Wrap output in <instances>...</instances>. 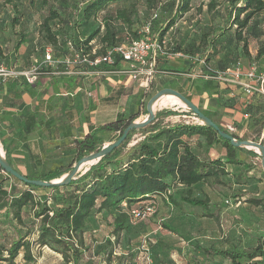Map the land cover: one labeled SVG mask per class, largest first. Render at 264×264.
<instances>
[{"label": "trees", "instance_id": "1", "mask_svg": "<svg viewBox=\"0 0 264 264\" xmlns=\"http://www.w3.org/2000/svg\"><path fill=\"white\" fill-rule=\"evenodd\" d=\"M55 1L66 2V0ZM118 1L120 0H71L72 6L67 13H62L58 7L48 5L39 28L41 38L51 46L54 56L65 54L67 51L66 42L69 38L73 47L80 54L93 59L96 55L105 52L107 48L120 42L121 32L116 29V21H123L127 25L131 24V15L136 11L132 4L130 10L121 7L117 8L113 15L108 12L104 13L102 25L93 22L101 11L107 10L112 3ZM192 1L143 0L148 10L160 9L158 20L154 21V24L150 22L151 30L153 26L156 27L157 32L153 33L162 39L176 20L192 8ZM227 2L226 20L227 23L235 26L232 32L233 42L240 44L245 60L249 62L251 59H256L258 61L264 55V45L257 50L255 56H252L248 50V40L249 37L264 36V30H258L256 23H252L249 27L248 24L252 18L264 12V0H227ZM1 3L13 11L9 21V26L13 30L23 16L18 8L20 0H1ZM46 4V0H41L42 8L46 7ZM212 6L213 3L209 5V8ZM82 28L89 29L83 37L79 34V29ZM17 32L18 38L16 37L13 45L15 51L26 40L25 34ZM97 36L99 49L97 53L91 54L88 43ZM137 36L138 34L135 37ZM211 47L210 55L217 51L214 45ZM177 50L181 49L178 48ZM183 51L184 57L177 59L182 65L181 67L171 66L167 58H164L163 64L156 67L157 61L160 59L158 58L155 63L158 73L171 74V78L174 79H178L182 74L187 73L191 67L190 60L193 52L184 49ZM209 59L210 56L205 58L202 67L204 73L191 82L192 91L185 96L191 100L193 96L205 92L216 105L232 108L238 99L226 95L229 90L237 86L233 85V87L231 84L220 82L216 78L203 76V74L216 76L231 67L225 66L222 61H219V69H213L209 65ZM117 60L116 58L111 67L100 64L96 68L114 70L119 64ZM0 61L3 60L0 58ZM4 62L12 64L5 60ZM252 63L256 64L258 71L264 69V62L259 65L257 62L251 61L248 66ZM93 68L84 64L81 70H93ZM246 97L248 99L254 98L255 104L246 103L243 107L245 113L257 114L263 111L262 99L255 94ZM111 98L107 96L104 100L108 101ZM199 109L205 116L217 123L221 130L229 132L215 120V117L219 115L216 111ZM189 113L192 114L191 111ZM146 114L145 111L144 115ZM177 114L186 115L188 113H179L172 109L156 112L150 124L140 129L131 130L119 146L90 165L85 172L77 173L74 178L66 183L51 186L29 184L5 173L0 167V171L4 175L0 177V215L3 217V223H0V232H3V235H0V264H18L16 259L19 254L26 263L33 262V246H45L52 249L61 255L66 264H80L83 250L86 248L84 233L89 227L88 220L91 216L101 211H107L112 216V233L117 238L131 219L129 210L132 207L143 201L158 198L168 188L173 189L174 192L176 187L182 186L184 191L180 197L182 201L206 209L208 199L207 197H195L193 190L198 187H194V185L199 182H223L221 178L227 174L225 171L226 164H242L237 158V150L252 155H256V153L243 147H234L229 140L221 137L215 129L206 124L183 121L163 124L162 119L164 117ZM136 117H117L96 127L91 126L79 143L83 144L88 151H92L95 149L92 139L97 131H118L117 137H119L124 128ZM25 120L24 131L29 132L37 123L35 114L29 113L25 116ZM85 120L88 121L87 116H85ZM135 132L148 133L123 155L122 150L130 142ZM65 133L68 134L69 132ZM232 135L235 139H239L234 134ZM2 136L0 133V139L4 143ZM194 138L198 140L197 144L203 140L207 147L212 145L223 147L225 160L200 158L196 149L191 147L190 142ZM2 147L5 160L14 168L10 161L8 148L4 144ZM81 156L82 153L79 152L78 157L81 158ZM14 169L21 173L16 168ZM70 170L68 167H57L45 172L41 177L23 175L29 179L50 181L60 178ZM7 178L12 180L8 187L4 185V180ZM172 195H169L170 204L173 201ZM249 200L256 204L259 202L255 199ZM206 214L205 216L214 217L216 220L213 213L208 212ZM8 230L12 236L9 241L8 235L4 234ZM106 245L111 247L109 240L106 241ZM106 245L105 248H107ZM200 249L202 258L194 256L191 264H212L216 256L229 259L230 264H258V262H251L256 257L261 258V264L264 263V237L254 246L242 250L215 248L212 245L200 247ZM111 253L112 249L110 248L105 256V264H111L109 261Z\"/></svg>", "mask_w": 264, "mask_h": 264}, {"label": "rangeland", "instance_id": "2", "mask_svg": "<svg viewBox=\"0 0 264 264\" xmlns=\"http://www.w3.org/2000/svg\"><path fill=\"white\" fill-rule=\"evenodd\" d=\"M46 3V7L42 8L41 0H20L18 8L23 13V16L19 21L20 23L12 30L9 26V21L13 15V11L10 7L3 6L0 0V58L20 68L30 66L34 59L37 61L38 66L43 64L38 83H35L36 85L31 84L32 88L37 91L43 89L42 85H44V81L46 80L44 76L48 71L71 70L75 72L84 67V63L75 61L66 64L63 61L64 58L73 59L74 49L72 44H70L69 38L66 42L67 51L65 54L54 56L51 49L50 53L55 60L52 64L54 66L45 65L42 62L45 49L49 47V44L41 38L39 28L47 6L53 5L58 7L62 13L70 11L72 6L71 0H66V2L46 0ZM211 3H213V6L209 8ZM131 4L136 10L131 15V24L127 25L123 21H116L115 26L121 32L119 36L120 41L134 38L147 21L154 24V21L158 20L160 14L159 8L148 10L143 0H120L112 3L107 10L101 11L93 22L102 25V15L104 13L108 12L113 15L115 10L121 7L130 10ZM154 12L157 16L151 19ZM227 12V0H194L192 8L177 19L164 35V55L159 57L160 59L156 65V67H159V64H163L164 58H167L171 66L181 67L182 65L179 64L177 59L184 57L183 49L189 50L193 54L191 55V67L188 72L182 74L180 78L174 79L171 78V74L158 73V69L154 67L153 76L148 81L145 92H142V89L139 88L141 90H137L135 94L131 95V86H118V89L111 94L112 102L115 101L118 104V110L113 105L110 108L102 107L99 109V113L93 111L90 116L94 118L96 123L105 119L128 118L130 116H137L134 121H140L145 116L144 112L146 111L148 99L159 89L170 87L182 92L184 95L191 93V82L204 73L202 67L205 63V58L209 56V65L213 69H219V61H222L225 66L231 68L234 66L246 68L251 61L262 65L264 55L258 61L251 59L248 62L243 58L240 44L233 42L232 32L235 26L227 23ZM252 23H256L258 30H264V12L252 18L248 27ZM155 28L153 26L152 31L156 33ZM88 30L86 28L79 29L80 36L86 35ZM17 31L29 34V39L32 41L31 48L25 51L22 57L17 56L13 47L18 35ZM98 42L97 36L92 43L93 45H97L95 48L96 53L99 49ZM212 45H214L217 51L210 55ZM263 45L264 36L260 35L258 38L249 37L248 50L252 56H255L257 50ZM178 48L181 50L178 51ZM176 53H180L181 55L173 56ZM260 71H264V69ZM203 76L205 78L213 77L207 74H203ZM135 82L139 83L138 81ZM162 84L163 87H161ZM28 89L31 90V87ZM237 89V91L241 92L240 88ZM209 100L210 98L205 92L195 95L191 99L197 107L202 109H204ZM210 102L212 101L210 100ZM94 103L99 104L97 101ZM115 103L112 104L115 105ZM165 109H172L179 113H188L186 114L188 116L184 119L191 123H203L197 116L189 113L190 110L187 106H181L180 104H167L156 108L154 112L156 113ZM229 113L233 112L230 111ZM221 117L222 119L225 118L224 115H221ZM35 118L39 125L32 127L29 132H25L24 127H0V133H2V138L4 139V143L0 139L1 147L4 144L8 148L12 165L24 175L41 177L45 172L57 167H68L71 169L80 158L78 157L79 152L82 153V156L87 155L111 143L119 135L118 131L95 134L92 139L95 149L88 151L83 144L79 143L85 135L82 128L78 127L77 130L73 129V132L67 134L63 130V127H48L46 116L35 115ZM57 118L59 117H55L56 120ZM182 118L181 114L166 117V119L171 121ZM215 120L220 122L219 116L215 117ZM140 133L135 132L132 135L130 142L122 150L123 155L126 154ZM2 151L4 153L3 147ZM3 157L5 159V154ZM86 166L88 167L89 165L82 166L80 170L82 171ZM80 170L78 173L81 172ZM11 182L12 180L7 178L4 180V185L8 187ZM183 193L182 188L175 189L172 193L173 201L170 205L164 199L158 197L157 211L142 219L131 218L126 228L119 233L117 238L112 233L113 225L111 222H102L98 218L95 219V222L96 220L98 221L94 226L96 229H93L91 226L86 228V235L84 236L86 237V248L83 250L80 264H105V256L110 248L112 249L109 258L111 264H191L194 256L202 258L200 247L215 244L230 248L232 246L235 248L236 246L250 248L264 237V207L261 209L245 205L240 207L241 209L234 216L231 212H227V208L224 207L225 203L223 200L227 198V191L219 192L222 196L219 206L215 204L214 208L210 207L208 209H204L201 206H193L182 201L180 197ZM208 212L213 213L217 219L205 216ZM220 215L223 216L221 217ZM106 218L107 216H101V219ZM0 221V223H3L1 215ZM244 228L252 233H246L245 230V238L239 239ZM4 234L8 235V241L12 238L9 230ZM0 235H3V232H0ZM107 240L110 241L111 247L106 245ZM105 245L107 248L104 247ZM32 254L34 256L33 262L26 263L22 259L21 254L18 255L16 262L18 264H66L59 253L45 246H33ZM260 261H258V264H261ZM216 264L230 263L224 259L219 260Z\"/></svg>", "mask_w": 264, "mask_h": 264}, {"label": "crops", "instance_id": "3", "mask_svg": "<svg viewBox=\"0 0 264 264\" xmlns=\"http://www.w3.org/2000/svg\"><path fill=\"white\" fill-rule=\"evenodd\" d=\"M25 34L26 40L20 44L15 52L18 57H22L25 51L31 48L32 45V41L29 39V34ZM93 40L94 39L90 40L88 43L91 51L92 49L95 50L97 47V45L92 44ZM49 48L50 50L52 49L50 46ZM91 71L92 70H78L73 72L71 70H51L45 74L44 77L46 80L44 81V85H42L43 89L39 91L32 88V85H24V82L18 80L12 81L8 85L0 86V127H25V116L29 113H33L36 116H46L48 120V123L46 124L48 127H63L65 132H73V129L77 130V128L80 127V129L82 128L84 134H86L89 127H96L107 121L114 120V118H110V120L105 119L106 121L104 120L96 123L94 118L90 115H92L93 111L95 113H99L100 108H110L112 105L115 106L116 110H118V104H116L115 101L112 102V98L108 101L104 100L107 96L111 97V94L118 89V86H131V95L135 94L137 90L142 89V92L146 91L147 84L144 82L134 83V81L127 75L119 73L95 75ZM29 87H31V90L28 89ZM237 88H232L226 95L234 96L238 99L234 107L229 108L216 105L214 102H210V99L209 102L206 103L204 109L216 111L219 114V124L226 129L227 127H230L229 131L239 139L252 140L260 142L264 145V107L263 111L257 114L245 113L243 111L245 104H255V99H248L243 94L242 90L239 92L237 91ZM255 95L262 99L260 95ZM96 101L99 102L98 105L97 103H94ZM103 103L109 105H104ZM112 103H115V105ZM230 111L233 113H229ZM220 114L222 116L224 115L225 118L222 119ZM85 116L88 117V121L85 120ZM186 116L188 115H181L183 118L176 119L175 121L168 120L164 117L162 119L163 124H172L179 121L190 122L184 119ZM55 117L59 118L56 120ZM38 125L39 123L37 122L33 127H37ZM101 132L111 131L99 130L96 134ZM147 133L148 132L140 133V135L136 137V140L133 141L132 145L143 139ZM197 141L198 140L194 138V140H191L190 143L191 147L196 149L200 158H220L221 160H225V149L223 147L220 145L207 147L203 140L200 141V144H197ZM255 153L256 155H252L251 153L237 150V158L242 162V164H226L225 171L227 174L222 176L221 179L223 182H199L194 185V187H198L193 190L195 197H207L208 207L206 209L210 207L214 208L215 204L217 206L220 205L222 197L219 193L220 191L228 192L227 198L223 200L224 203L225 200H227L228 203H225L224 207L227 208V212H231L234 216H236L238 211L241 209L240 207L245 205L261 209L264 207V171L260 164V155L257 152ZM2 175L3 174L0 171V177ZM178 188H182V186H178L175 189ZM249 199H255L259 202L256 204ZM101 216H107V218L101 219ZM220 216L222 217L223 215ZM97 218L99 221L112 223L111 216L108 212L101 211L89 218V227L91 226L93 229H96L94 226L95 223H98L97 220L95 222V219ZM245 230L246 228H244V231L241 232V237H239V239L245 238ZM85 233L84 236L86 235ZM246 233L252 232L246 230ZM84 239H86V237H84ZM212 246L215 248L221 247L222 249L235 248L233 246L230 248L217 246L215 244H212ZM244 248L245 247L240 248L239 246H236V249L239 250ZM224 259L229 261L227 258L216 256L212 264H216L219 260ZM259 260H261V258L256 257L251 262H258Z\"/></svg>", "mask_w": 264, "mask_h": 264}, {"label": "built area", "instance_id": "4", "mask_svg": "<svg viewBox=\"0 0 264 264\" xmlns=\"http://www.w3.org/2000/svg\"><path fill=\"white\" fill-rule=\"evenodd\" d=\"M156 16L157 14L154 12L151 19H154ZM164 47L165 40L163 38L159 39L157 35L153 33L150 21H147L139 31L137 37L120 41L107 48L102 54L96 55L93 59L89 58L87 55L80 54L73 47V59L64 58L63 61L66 64L77 61L78 63H84L94 67L91 72L95 75L119 73L127 75L133 81L147 84L153 76L156 60L164 55ZM50 51V48L46 47L42 61L45 65H52L55 62ZM90 53L95 54V50H90ZM179 55L181 54L176 53L173 56ZM116 58L119 62L116 69L107 70L96 68L100 64L111 67ZM36 62L37 61L34 59L30 66L20 68L16 65L0 61V86L16 80L25 82L28 85L37 83L40 78V70L43 64L40 65V67ZM213 78H216L220 82L239 87L245 96L258 94L262 97L264 102V71H258L255 63L250 64L246 68L234 66L218 73L216 76H213ZM227 129L229 130L230 127H227ZM172 192L173 189L168 188L158 197L164 199V201L170 205L169 195H171ZM225 203H228V201L225 200ZM157 206V198L143 201L129 210L130 217L133 219H142L150 216L157 211Z\"/></svg>", "mask_w": 264, "mask_h": 264}, {"label": "water", "instance_id": "5", "mask_svg": "<svg viewBox=\"0 0 264 264\" xmlns=\"http://www.w3.org/2000/svg\"><path fill=\"white\" fill-rule=\"evenodd\" d=\"M164 93H170V94H173L174 96H176L179 100H181L185 104V106H187L189 108V110L192 112V114L197 116V118L199 120L203 121L202 124H206V125L212 127L213 129H215L221 137L229 140L230 143L234 147H243L246 149H252L255 152H257L260 155V164H261V167L264 171V145L262 143L252 141V140H246V139H244V140L243 139H235L231 133L221 130L219 128V126L217 125V123H215L209 117L205 116L204 113L199 109V107H197L183 93L179 92L176 89L170 88V87H164V88L159 89L157 92H155L148 99V101L146 103L147 114H146V117L144 119H142L140 121L130 122L124 128L121 135L119 137H117V139H115L114 141H112L111 143H109L107 145L102 146L101 148L95 150L94 152H91V153L84 155L81 158H79L76 161V163L72 166L71 170L69 172H67L66 174L62 175L58 179H53L50 181H45V180H41V179H29L26 176H24L23 174L16 171L9 163H7V161L3 157L4 153L2 156L0 155V167L5 173H8V174L26 182V183H29V184H35L38 186H51V185H55V184L66 183L75 177V175L79 172V170L82 168V166H84L87 163H89V166L96 163L105 154L109 153L110 151H112V149L119 146L125 140V138L127 137V134L131 130L140 129V128L145 127L148 124H150L152 122V120L154 119V116H155V112L151 109V104L157 97H159L160 95H162ZM0 149H2L1 144H0ZM88 167H85L81 171V173L85 172L88 169Z\"/></svg>", "mask_w": 264, "mask_h": 264}, {"label": "bare ground", "instance_id": "6", "mask_svg": "<svg viewBox=\"0 0 264 264\" xmlns=\"http://www.w3.org/2000/svg\"><path fill=\"white\" fill-rule=\"evenodd\" d=\"M167 104H180L181 106H185V104L181 100H179L176 96H174L173 94L164 93V94L160 95L159 97H157L152 102L151 109L154 111L156 108L165 106ZM145 117H146V115L144 117H142V119H144ZM0 155L1 156L3 155L2 149H0ZM85 165H89V163H87Z\"/></svg>", "mask_w": 264, "mask_h": 264}]
</instances>
